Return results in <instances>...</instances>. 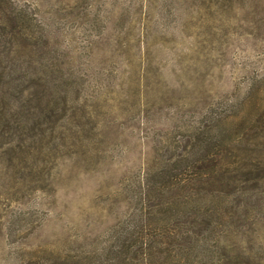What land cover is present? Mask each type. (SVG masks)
<instances>
[{"label": "rangeland", "instance_id": "374dc122", "mask_svg": "<svg viewBox=\"0 0 264 264\" xmlns=\"http://www.w3.org/2000/svg\"><path fill=\"white\" fill-rule=\"evenodd\" d=\"M42 33L66 69L54 98L33 80L61 73L24 39ZM0 56V264H77L139 208L149 167L220 127L215 247L264 264V119L243 129L264 108V0H0Z\"/></svg>", "mask_w": 264, "mask_h": 264}, {"label": "trees", "instance_id": "16d2710c", "mask_svg": "<svg viewBox=\"0 0 264 264\" xmlns=\"http://www.w3.org/2000/svg\"><path fill=\"white\" fill-rule=\"evenodd\" d=\"M45 35L24 39L38 52L40 59L46 60L47 67L61 73L62 80H49L43 75L33 80L45 88L53 81L56 88L51 93L54 98L62 82L66 81V69L58 63L56 49ZM1 69L0 81H3L10 77V72L7 73L6 66L2 65ZM48 106L50 109L55 107L50 103ZM254 113L250 119H245L243 129L259 128V122L264 119V108L258 105ZM219 124L216 122L215 127ZM220 128V135L199 132L194 139L190 138L186 155L179 153L172 162V156H169L159 168L156 165L149 167L137 201L139 208L115 223L104 241L97 238L92 247L82 253L77 264H239L223 261L215 247L220 234L218 224L224 223L222 217L229 214L232 219V203L225 209L218 204L216 207L202 205L206 185L212 178L227 173L232 164L230 161L223 163L219 157L229 147L226 129ZM183 174L186 176L182 177ZM227 178L231 180L233 176ZM210 196L215 198L216 195ZM211 237L215 238V243L209 246Z\"/></svg>", "mask_w": 264, "mask_h": 264}]
</instances>
